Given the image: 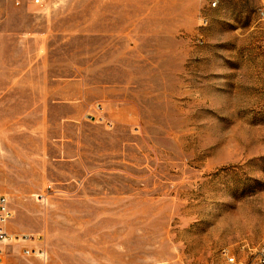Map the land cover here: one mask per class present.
I'll list each match as a JSON object with an SVG mask.
<instances>
[{
    "label": "rangeland",
    "instance_id": "obj_1",
    "mask_svg": "<svg viewBox=\"0 0 264 264\" xmlns=\"http://www.w3.org/2000/svg\"><path fill=\"white\" fill-rule=\"evenodd\" d=\"M0 195L6 264H253L264 0H0Z\"/></svg>",
    "mask_w": 264,
    "mask_h": 264
},
{
    "label": "built area",
    "instance_id": "obj_2",
    "mask_svg": "<svg viewBox=\"0 0 264 264\" xmlns=\"http://www.w3.org/2000/svg\"><path fill=\"white\" fill-rule=\"evenodd\" d=\"M39 3L42 0H35ZM12 218V209L8 198L5 195H0V264H6V246L10 242L19 239L17 235L10 233L7 229L8 223ZM248 254L251 256L253 264H264V242L259 243L253 247H247ZM24 253L27 256H37L38 258L45 260L47 258V251L44 247L39 246L31 249H25ZM227 261L230 264H238L236 256L233 254H228L224 251ZM242 264V263H239Z\"/></svg>",
    "mask_w": 264,
    "mask_h": 264
},
{
    "label": "crops",
    "instance_id": "obj_3",
    "mask_svg": "<svg viewBox=\"0 0 264 264\" xmlns=\"http://www.w3.org/2000/svg\"><path fill=\"white\" fill-rule=\"evenodd\" d=\"M8 227H9V225L7 226V229H8V231H9L10 233H12V232L9 230V228H8Z\"/></svg>",
    "mask_w": 264,
    "mask_h": 264
}]
</instances>
